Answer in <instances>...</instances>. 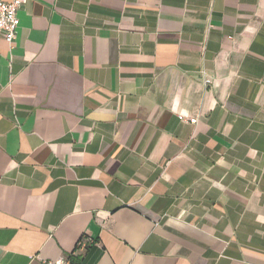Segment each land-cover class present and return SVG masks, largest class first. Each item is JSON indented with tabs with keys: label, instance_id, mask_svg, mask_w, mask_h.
<instances>
[{
	"label": "crops",
	"instance_id": "0c3cea01",
	"mask_svg": "<svg viewBox=\"0 0 264 264\" xmlns=\"http://www.w3.org/2000/svg\"><path fill=\"white\" fill-rule=\"evenodd\" d=\"M18 16L13 48L0 38V264H264V0Z\"/></svg>",
	"mask_w": 264,
	"mask_h": 264
},
{
	"label": "built area",
	"instance_id": "2783aa9c",
	"mask_svg": "<svg viewBox=\"0 0 264 264\" xmlns=\"http://www.w3.org/2000/svg\"><path fill=\"white\" fill-rule=\"evenodd\" d=\"M30 0H10L0 2V38H2L10 49L13 48L17 39L18 29L20 26L19 11L29 3ZM212 83L211 80L205 79V85L209 86ZM182 122L197 124L198 119L188 120L185 117H179ZM93 240L90 238H83L78 246L77 251H86L91 245ZM47 264H80L70 259H61L53 262H47Z\"/></svg>",
	"mask_w": 264,
	"mask_h": 264
}]
</instances>
